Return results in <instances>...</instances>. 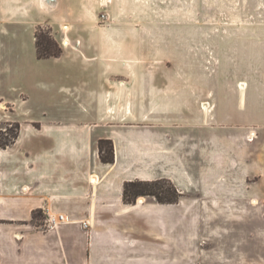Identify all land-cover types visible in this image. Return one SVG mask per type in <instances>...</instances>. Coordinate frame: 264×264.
Masks as SVG:
<instances>
[{
  "label": "crops",
  "instance_id": "crops-1",
  "mask_svg": "<svg viewBox=\"0 0 264 264\" xmlns=\"http://www.w3.org/2000/svg\"><path fill=\"white\" fill-rule=\"evenodd\" d=\"M96 3L0 0V122L19 125L0 147V264H264L256 241L264 206L255 205L264 202V167L255 154L253 163L240 156L230 133L203 125L192 133L191 86L162 92L155 71L118 69L122 53L97 52L81 19ZM42 30L59 55L39 57ZM122 70L134 82L119 79L111 100L102 86L112 90ZM169 95L168 110L181 96L187 113L138 110ZM101 141L113 143V163L102 160ZM135 182L169 184L178 200L148 192L127 201ZM58 216L68 220L48 229Z\"/></svg>",
  "mask_w": 264,
  "mask_h": 264
},
{
  "label": "rangeland",
  "instance_id": "rangeland-1",
  "mask_svg": "<svg viewBox=\"0 0 264 264\" xmlns=\"http://www.w3.org/2000/svg\"><path fill=\"white\" fill-rule=\"evenodd\" d=\"M118 1L104 4L103 0H96L95 10L81 15V19L91 23L96 51L102 55L104 51L122 53L124 56L116 60L123 62L114 67L127 65L129 70L142 67L155 71L154 82L162 92L168 87L179 92L191 86L192 133L200 125L230 133L237 137L240 156L247 158L250 154L249 162L253 163L255 154L256 168L264 167V0ZM84 32L81 26L80 33ZM41 33L44 42L49 43V52L59 55L62 48L53 33ZM122 71L116 74L112 90L108 84L102 86L106 95L109 90L111 100L115 99L119 79H126L129 87L134 82L128 70ZM162 97L155 99L162 105L140 106L138 110L160 117L167 111L173 113L166 104L172 103L173 95ZM180 98H175L176 117L187 113L180 107ZM135 108L132 107L133 112ZM16 126L0 122V143L12 140ZM199 142V137L192 138L193 144ZM110 149L106 143V155ZM258 177L257 174L255 178ZM148 191L162 201L178 198L173 187L165 183L149 187ZM255 205L258 209L264 202ZM241 220L238 225H243ZM244 239L247 234L241 233L240 240ZM256 241L264 242V225L256 228Z\"/></svg>",
  "mask_w": 264,
  "mask_h": 264
},
{
  "label": "trees",
  "instance_id": "trees-1",
  "mask_svg": "<svg viewBox=\"0 0 264 264\" xmlns=\"http://www.w3.org/2000/svg\"><path fill=\"white\" fill-rule=\"evenodd\" d=\"M42 31H39L37 33V48H38V54L40 58H46V57H50L53 55H57V54H52L49 52L50 47H49V43H45L44 38L42 37ZM18 130H19V125L16 126V132L13 135L12 140L10 141H5L0 143V147L1 148H7L8 146H10L11 144L14 143L15 139L17 138L18 135ZM108 143L111 146V149L109 151V154L106 155V152L104 151L105 148V144ZM100 152H101V157L102 160L106 163H113L114 162V148H113V143L111 141H101L100 142ZM150 185L146 184V183H141V182H135V183H129L126 186V191H125V198L127 201H131L133 199H131L130 194L135 197L141 194H147L149 191ZM148 188V189H147ZM159 199V198H158ZM160 200V199H159ZM178 200V198L174 201L176 202ZM162 201V200H160Z\"/></svg>",
  "mask_w": 264,
  "mask_h": 264
},
{
  "label": "built area",
  "instance_id": "built-area-1",
  "mask_svg": "<svg viewBox=\"0 0 264 264\" xmlns=\"http://www.w3.org/2000/svg\"><path fill=\"white\" fill-rule=\"evenodd\" d=\"M68 219L65 216H58V217H51L49 219L47 228L48 229H54L58 226V224H60L61 222H65Z\"/></svg>",
  "mask_w": 264,
  "mask_h": 264
}]
</instances>
